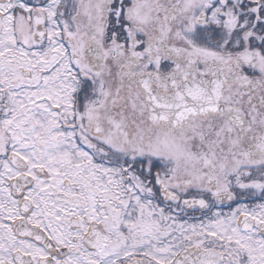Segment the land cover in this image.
Instances as JSON below:
<instances>
[{"label":"snow or ice","instance_id":"1","mask_svg":"<svg viewBox=\"0 0 264 264\" xmlns=\"http://www.w3.org/2000/svg\"><path fill=\"white\" fill-rule=\"evenodd\" d=\"M0 264H264V0H0Z\"/></svg>","mask_w":264,"mask_h":264}]
</instances>
